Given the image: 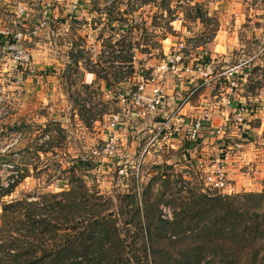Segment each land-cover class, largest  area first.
I'll list each match as a JSON object with an SVG mask.
<instances>
[{"label": "rangeland", "instance_id": "obj_1", "mask_svg": "<svg viewBox=\"0 0 264 264\" xmlns=\"http://www.w3.org/2000/svg\"><path fill=\"white\" fill-rule=\"evenodd\" d=\"M146 1H150L149 4L146 5ZM222 1L226 2L0 0V31L21 35L19 45L31 63L30 67L19 65L9 45L0 44V183H7L10 167L18 168L16 170L21 174H26V170L29 173L14 193L2 201L17 200L33 192L64 191L68 188V181L63 170L79 159L91 167L83 172L89 186L114 199L131 191L141 195L144 185L160 171L173 180L178 175L184 177L188 185L183 188V196L188 195V189L220 193L208 185L206 177L216 169V161L226 158L219 156L227 152L208 156L202 150V138L196 143L187 140V126L172 141L173 149L160 148L156 141L153 143L156 123L162 119L159 115H167L172 108L179 106L180 100L196 86L199 89L190 103L203 108L213 102V107L226 110L224 130L227 134H239L229 140L232 146L236 139L237 142L244 141L247 153L258 155L260 151V160L264 161V131H256L262 121L248 116L242 124L234 126L238 123L234 113L235 99L239 101L244 97L246 106L257 109L256 112L264 109L255 100L264 97V0L235 1L243 15L239 31L243 36H240V42L246 51L243 55L234 50L230 56L224 57L225 60L215 58L212 72L203 62V72L194 76L182 75V72L179 77L165 75L166 82L162 87L167 100L162 112L145 120L133 116L136 109L132 106L131 95L136 85L142 78L149 79L165 61L166 55L175 53L176 45L183 43L187 46L185 65H195L200 54L199 45L208 49L207 43L219 31L221 15L218 11L222 12ZM257 33L258 40L250 35ZM110 45L114 48L110 49ZM132 51L136 54L135 75L125 83H116L115 70H121L119 76L125 77L129 65L125 64L121 69L120 60L115 61L108 53L124 57ZM78 56L82 57L77 66L74 61ZM90 62L98 64L97 69H103L107 74L112 84L110 90L106 88V82L97 80L88 72ZM219 64L223 66L219 67ZM224 67H228L227 70ZM231 69L238 71L234 87L227 79ZM211 77L216 78L205 84V80ZM191 79L193 83H190ZM85 85L90 89L87 90ZM177 92H180L179 96H176ZM124 93L125 100H122L120 96ZM78 97L88 101L86 109L90 112L85 114V119L90 121L88 125L81 120L74 106L73 99ZM177 98L179 100H175L177 102L172 106L171 102ZM201 108L196 111L199 113L197 118L203 115L204 109ZM115 115L121 118L117 129L120 136L116 150L109 156L102 150ZM58 126L64 129L63 134ZM216 141L219 140H215L214 145L218 144ZM50 143L54 145L53 152L41 153L39 149H47ZM233 154L231 152L229 157ZM169 167H172L171 171ZM247 169H243L249 175L241 189L262 192L264 181L256 179L258 175ZM253 179V182L248 181ZM161 190L162 181L158 179L154 193ZM174 208L165 204L161 207L166 209L165 217L170 213L173 216Z\"/></svg>", "mask_w": 264, "mask_h": 264}, {"label": "trees", "instance_id": "obj_2", "mask_svg": "<svg viewBox=\"0 0 264 264\" xmlns=\"http://www.w3.org/2000/svg\"><path fill=\"white\" fill-rule=\"evenodd\" d=\"M108 55L120 60L121 69L129 65L125 77L115 70L116 83L134 77L133 51L124 57ZM89 65L88 72L110 90L104 70ZM73 102L88 125V101L78 97ZM53 148L50 143L39 150L48 154ZM86 168L91 167L79 159L62 169L68 188L59 193L33 192L3 202L29 177L27 170H17L15 182L0 188V264H264V190L223 195L188 189L183 196L184 177L173 180L160 171L141 195L131 191L114 199L89 186ZM158 179L163 190L154 193ZM163 204L175 207L172 220L163 217Z\"/></svg>", "mask_w": 264, "mask_h": 264}, {"label": "built area", "instance_id": "obj_3", "mask_svg": "<svg viewBox=\"0 0 264 264\" xmlns=\"http://www.w3.org/2000/svg\"><path fill=\"white\" fill-rule=\"evenodd\" d=\"M21 35L15 34L12 35L8 32L0 31V44L1 41L5 45H9V50L12 53V56L16 63L23 67H30V58L23 51L22 47L19 45ZM12 41V43H10ZM10 43V44H9ZM200 54L198 59L194 64H184V52L187 49V46L183 43H180L175 46V53H169L166 55L165 61L158 66V68L151 73V77L147 80H142L136 85V90L131 95V103L134 109H136L135 115H133L138 120H145L150 115L157 116L159 112L164 108L167 100V95L164 92L162 85L165 84L166 79L164 78L167 74H172L173 76H194L197 72H203V62L204 64L209 59V51L205 46H198ZM238 68V67H236ZM227 70V69H226ZM238 71L231 69L228 71L227 79L231 81V86L237 85L236 76ZM184 77V76H183ZM131 81V80H130ZM199 89L196 86L190 93L182 99L179 106L174 107L167 115H159L162 119L156 123L157 133L154 136L153 143L156 141L157 146L160 148L171 147L174 148L172 141L176 139L181 133V129L187 126L188 133L187 140L191 143H196L200 138H202L204 132L210 129L211 133L215 136H218L223 139L225 138V130L223 127L212 126V121L210 116L205 113L199 118H194L190 122L186 120V116L183 114V109L185 106L189 105L190 100L195 95ZM122 100H125V93L120 96ZM178 105V104H177ZM257 109L248 108L247 106H241L236 111V120L237 124H242L246 117L252 116L256 113ZM162 112V111H161ZM132 119V118H131ZM121 118L119 115L113 116V120L109 126V134L107 136V141L105 147L102 150V153L106 155H113L114 151L117 148L119 141L118 128L121 125ZM228 156L225 159H219L216 164V169L211 175H207L206 181L208 185L213 187L215 190L223 194H233V187L231 185L230 179L228 177V172L226 170ZM11 168V175L8 177L7 183L3 185L0 183V188H7L15 182L18 178V171L15 167ZM14 169V170H13ZM163 213L166 212V209H162ZM168 212V211H167ZM163 217L166 220H172V213L167 217Z\"/></svg>", "mask_w": 264, "mask_h": 264}, {"label": "crops", "instance_id": "obj_4", "mask_svg": "<svg viewBox=\"0 0 264 264\" xmlns=\"http://www.w3.org/2000/svg\"><path fill=\"white\" fill-rule=\"evenodd\" d=\"M225 1L226 2L222 1V7H221L222 12L218 8L219 9L218 14L221 15V17H219V19H218V22L220 24L219 25V31L216 33V36H214L213 40L209 41L207 43L208 51H209V55H210V60H209L210 62L206 63V64H208L206 69H209L211 72H212V68L215 64V61H214L215 58L221 57L223 60H225L224 57L230 56V53L234 50H238V52H240V54H242V55L244 54V52H246V51H244V48H245L244 44L240 42V36H242V35L239 31L242 29L241 24L243 23L241 20L243 15L241 13V10L239 9L240 7L235 2L236 0H225ZM243 21H244V19H243ZM260 31H261V29H259L258 32H260ZM250 35H251V37H255L256 40H258V38H259L258 37L259 33H257V35H253V34H250ZM211 62H212V64H211ZM222 64L221 65L219 64V67L223 66ZM225 68H228V67H224L223 69L226 70ZM211 72L209 74H211ZM206 74H208V73L206 72ZM242 77L243 76L241 75L240 79L243 81ZM214 78H216V77H211L210 79L205 80V84L211 82V80H213ZM193 82H194V80L191 79L190 83H193ZM181 89H184V88H181ZM179 93L180 92H177L178 95L176 94V96H179ZM185 97L186 96H184L182 99H184ZM214 98H217V97L215 96ZM243 98L240 99L239 101H237L235 99L234 113H236L237 109H239L241 106H246L245 98L244 99ZM182 99L180 101H182ZM175 100H179V98L174 99L171 102L172 106L177 102ZM255 100H256V102L259 103V105H261V108H262V106L264 108V105H263L264 104V97L260 96V97H257ZM208 101H209V99H208ZM260 102H262V103H260ZM213 106H214L213 102L208 103V105L206 104L205 106H202L203 108L198 107L196 103L195 104L189 103V105L185 106V108L183 109V114L186 116V120H188V122H190L189 121L190 118H193V119L197 118L199 113L196 111L198 109H200V108L204 109L203 114L207 113L210 116V119L212 121V126L214 128L223 127V129H224L225 128L224 126L227 125V123H226L227 120L225 117L226 116L225 115L226 110H223V108L221 109L220 106H219V108H215ZM249 118H250V116H249ZM251 118H253V119L255 118V120L258 119V120L262 121L261 124H258L256 126V131L258 130V131L263 132L264 131V109L260 110L259 112H256L254 115L251 116ZM215 121H217L218 123H216ZM236 125H240V124L236 123L234 126H236ZM229 128H231V127H229ZM232 136H234V138H236L237 136H239V134L238 133L237 134H234V133L233 134H227V132L225 130V139L223 140L221 138V136L218 137V136L213 135L211 133L210 129H208L206 132H204V134L202 136V140H203L202 144L204 145V149H202V150L204 153L208 154V156H210V157L213 156L212 154H215V156H217L218 153L219 154H222L223 152L228 153V154L223 153V155H220L219 157L225 158L226 156H228L227 165H226L228 177L230 179L232 187L233 186L235 187V188L233 187V190L236 189L234 192L239 193V192L244 191L243 189H241L242 184L244 182H246V177H248V175H249L248 174L249 172H245L243 170L244 168L246 169L248 167L249 171L255 172V174L258 175V177H256V179H261L264 181V163H263L264 161L260 160V154H261L260 151L258 152V155H255L253 152L247 153L245 145L243 144L244 141H241V142L238 141L237 142V139H236V141L234 142V144L232 146V144L229 141V140H233ZM215 140H219V141L223 140V141H220V142L216 141V142H218V144L214 145ZM231 152H232V154L233 153L234 154L229 157V154ZM253 156H254V159H253ZM256 156H258V157H256ZM248 169H247V171H248ZM254 180L255 179L248 180V181L253 182ZM246 192H248V191H246Z\"/></svg>", "mask_w": 264, "mask_h": 264}]
</instances>
